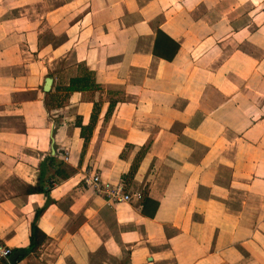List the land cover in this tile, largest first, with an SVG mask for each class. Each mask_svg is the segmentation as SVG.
Wrapping results in <instances>:
<instances>
[{
  "label": "crops",
  "instance_id": "obj_1",
  "mask_svg": "<svg viewBox=\"0 0 264 264\" xmlns=\"http://www.w3.org/2000/svg\"><path fill=\"white\" fill-rule=\"evenodd\" d=\"M85 69L100 89L46 108ZM0 240L1 264H264V0H0Z\"/></svg>",
  "mask_w": 264,
  "mask_h": 264
},
{
  "label": "trees",
  "instance_id": "obj_2",
  "mask_svg": "<svg viewBox=\"0 0 264 264\" xmlns=\"http://www.w3.org/2000/svg\"><path fill=\"white\" fill-rule=\"evenodd\" d=\"M159 33L160 32L158 31V34ZM174 49H176V46H174ZM155 51L157 52L156 45L154 48V52ZM83 71L84 72L82 73V75L70 78L68 85L61 88L62 95H60L59 98L54 99L52 101L51 105H49V103L45 102L46 108H49V106H55V107L61 106L63 104L64 100L66 99L68 93H70L72 91H84V90H98V89H100L99 85L97 83H95L93 73L87 69H85ZM113 105H114V103L110 102V105L108 107V113L111 112ZM96 115H97V106H95V104H94V108H93L92 115H91V123L92 124L96 120ZM88 128L90 129V132H91L92 125L88 126ZM82 129H83V127H82ZM82 136L84 138V146H85L86 143L88 142L89 136L83 135V133H82ZM50 161H54V157H50ZM39 190H40L39 188H32L31 189V191H36V192H40ZM41 212H42V208L38 209L36 211L35 218ZM32 239H33V234H32ZM29 250H30V246L27 248H24V249L16 250L14 256L11 257L10 262L14 263V262L20 260L21 258L26 256V254H28Z\"/></svg>",
  "mask_w": 264,
  "mask_h": 264
},
{
  "label": "built area",
  "instance_id": "obj_3",
  "mask_svg": "<svg viewBox=\"0 0 264 264\" xmlns=\"http://www.w3.org/2000/svg\"><path fill=\"white\" fill-rule=\"evenodd\" d=\"M86 182L93 187L96 194L102 195L107 201L121 203L132 199V195L125 191L122 182L104 181L98 173H94ZM11 253V248L0 240V264L8 262Z\"/></svg>",
  "mask_w": 264,
  "mask_h": 264
},
{
  "label": "water",
  "instance_id": "obj_4",
  "mask_svg": "<svg viewBox=\"0 0 264 264\" xmlns=\"http://www.w3.org/2000/svg\"><path fill=\"white\" fill-rule=\"evenodd\" d=\"M51 78H46L45 85H44V91H48L50 88Z\"/></svg>",
  "mask_w": 264,
  "mask_h": 264
}]
</instances>
